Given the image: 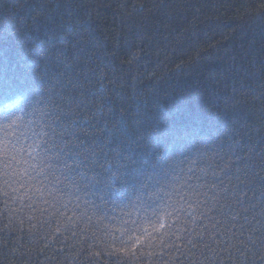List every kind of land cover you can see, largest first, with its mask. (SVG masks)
<instances>
[{"label":"trees","instance_id":"16d2710c","mask_svg":"<svg viewBox=\"0 0 264 264\" xmlns=\"http://www.w3.org/2000/svg\"><path fill=\"white\" fill-rule=\"evenodd\" d=\"M3 86L0 128L17 125L21 145L32 142L28 122L41 108L71 124L101 164L117 143L146 167L163 154L165 191L196 186L195 214L219 221L215 238L227 249L205 260L185 248L188 257L264 264V0H0ZM65 193L66 209L37 198L35 210L24 208L11 224L0 216V264H149L139 253L105 251L93 212L99 205L116 218L103 223L117 228L157 205H105L87 191ZM85 212L93 221L87 227ZM181 260L189 264L165 250L151 264Z\"/></svg>","mask_w":264,"mask_h":264},{"label":"snow or ice","instance_id":"6c2138e0","mask_svg":"<svg viewBox=\"0 0 264 264\" xmlns=\"http://www.w3.org/2000/svg\"><path fill=\"white\" fill-rule=\"evenodd\" d=\"M8 90V86L0 87V92ZM55 106L59 107V104ZM32 116L28 122L32 142L27 147L21 145L20 137L16 135L17 125L8 124L0 128L3 132L0 136V203L3 204L0 216H4L9 224L24 208L35 210L33 203L37 198L49 207L59 204L60 208L66 209L67 204L63 201L65 188H76L77 191H87L105 205L119 201L125 207H136V202L144 203L148 200L157 205L150 216L131 220L130 223L121 218L117 228L103 223L107 217L103 209L95 205L93 215L98 217L95 225H103L100 231L107 246L105 251L123 253L132 259H136L139 253L148 258L149 264L153 255L164 260L165 250L169 258L172 252H179L181 257L189 259V264H197V261L188 257L185 248L193 255L198 251L205 260L209 259V254L219 256L227 251L220 247L215 238L219 231V221L205 212H201L199 216L195 214L201 206L196 186L185 181L179 189L165 191L163 179L168 176V172L164 170V162L167 160L165 155L161 154L156 158L155 164L146 167L130 148L110 141L117 143L115 155L107 160L105 153L107 163L101 164L96 158L95 149L81 141L71 130L72 125L65 123L59 115L36 108ZM157 168L160 169L159 173ZM185 186L188 191H184ZM21 189L24 190L23 194ZM165 196L167 200L163 199ZM25 198L29 201L28 204H24ZM161 202L163 207L159 206ZM13 205L18 207L14 208ZM151 206L150 204L149 207ZM82 215L85 227L93 224L87 212ZM128 215L131 216V213ZM107 219L113 222L116 220L115 217ZM8 226L6 224L5 228ZM206 232L208 240H205ZM212 244L217 247L213 248ZM164 264L168 262L164 261ZM180 264H183V260ZM199 264L204 262L200 261Z\"/></svg>","mask_w":264,"mask_h":264}]
</instances>
